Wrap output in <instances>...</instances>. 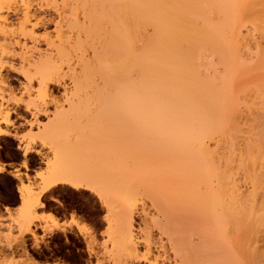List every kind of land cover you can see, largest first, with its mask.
<instances>
[{
	"label": "bare ground",
	"instance_id": "1",
	"mask_svg": "<svg viewBox=\"0 0 264 264\" xmlns=\"http://www.w3.org/2000/svg\"><path fill=\"white\" fill-rule=\"evenodd\" d=\"M120 1L103 0L107 9L97 3V12L86 6L85 20L96 19L88 25L68 16L77 39L61 37L67 43L57 52L67 62L77 53L80 71L68 62L75 87L140 98L142 118L156 132L158 168L149 171L156 174L149 185L155 181L159 217L144 219L142 258L132 221L124 220L120 263L264 264V0ZM49 64L37 68L44 88L62 76ZM67 175L40 193L57 184L82 187L80 177Z\"/></svg>",
	"mask_w": 264,
	"mask_h": 264
},
{
	"label": "rangeland",
	"instance_id": "2",
	"mask_svg": "<svg viewBox=\"0 0 264 264\" xmlns=\"http://www.w3.org/2000/svg\"><path fill=\"white\" fill-rule=\"evenodd\" d=\"M97 3L103 0H0V163H20L26 172L13 174L20 182L17 199L13 191L16 180L2 174L4 168L0 166V208H16L21 201L12 212L6 208L7 217L0 212L2 264H121L124 257L119 251V233L124 220L131 219L134 236L140 242L145 237V217H159L153 205L155 181L153 187L149 185L158 168L157 136L142 118L141 99L108 89V94L103 89L98 94L90 86H78L79 90L69 73L73 67L78 72L81 69L77 53L70 51L72 58L75 56L70 71L71 57L65 63L57 54L60 42L77 39L78 32L69 30L65 19L69 16V22L79 15L84 25L86 12L90 8L99 10L101 4ZM28 13L30 18L26 17ZM1 30L7 34L1 35ZM49 63L62 68V76L57 79L60 84L54 82L44 88L39 84L37 68L40 71ZM144 126L152 130L147 133ZM12 128L23 133L12 136ZM13 137L19 140V146ZM26 150L30 152L23 155ZM261 165L258 163V170L264 171ZM35 169L38 172L34 174ZM67 174L80 177L82 187L57 184L40 193L44 186ZM44 211L50 213L39 214ZM49 215L55 216V221ZM60 215L71 217L70 223H60ZM152 232L155 238L160 237L156 229ZM138 248V257L142 258L145 244L140 242ZM172 259L170 264H174Z\"/></svg>",
	"mask_w": 264,
	"mask_h": 264
},
{
	"label": "crops",
	"instance_id": "3",
	"mask_svg": "<svg viewBox=\"0 0 264 264\" xmlns=\"http://www.w3.org/2000/svg\"><path fill=\"white\" fill-rule=\"evenodd\" d=\"M10 131L12 133V136H14L16 133L18 135H20L21 133H23V131H21V129H19L18 131H16V129L12 128V129H10ZM13 139H15V141L17 143V146H19V140L16 139V138H14V137H13ZM0 166H3V168H4V172H2V174L7 175V176L12 177V178H14L13 174L16 173V172H18V171H20L23 174L26 173V172H24L21 169V164L20 163H5V162H1L0 163ZM33 172L35 174L36 172H38V170L35 169V170H33ZM34 174H32V175H34ZM14 179L16 180L17 183H16V186H15V188H14L13 191H14V195L16 196V198L19 199L20 196L18 194V189L20 187V182L16 178H14ZM17 204H18V206L16 208L10 207L8 205H3L2 209L0 208V210H1L0 212L5 217H7L8 216V212L6 211V208H9L11 210V212H12V211H14L15 209H17L21 205V201L18 200V203ZM42 213L48 214L50 212H48V211L39 212V214H42ZM70 221H71V217L61 218L60 219V223H70Z\"/></svg>",
	"mask_w": 264,
	"mask_h": 264
},
{
	"label": "trees",
	"instance_id": "4",
	"mask_svg": "<svg viewBox=\"0 0 264 264\" xmlns=\"http://www.w3.org/2000/svg\"><path fill=\"white\" fill-rule=\"evenodd\" d=\"M59 217H60V218H63V216H61V215H60Z\"/></svg>",
	"mask_w": 264,
	"mask_h": 264
}]
</instances>
